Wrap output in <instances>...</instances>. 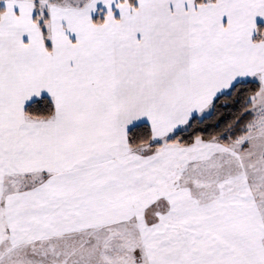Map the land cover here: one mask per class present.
I'll use <instances>...</instances> for the list:
<instances>
[{"label":"snow or ice","instance_id":"1","mask_svg":"<svg viewBox=\"0 0 264 264\" xmlns=\"http://www.w3.org/2000/svg\"><path fill=\"white\" fill-rule=\"evenodd\" d=\"M0 264H264V0H0Z\"/></svg>","mask_w":264,"mask_h":264}]
</instances>
